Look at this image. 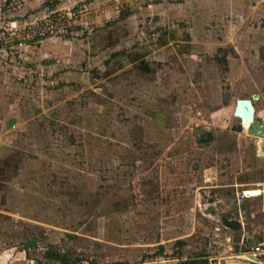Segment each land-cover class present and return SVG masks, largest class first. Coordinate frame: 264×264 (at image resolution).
<instances>
[{"label":"rangeland","instance_id":"374dc122","mask_svg":"<svg viewBox=\"0 0 264 264\" xmlns=\"http://www.w3.org/2000/svg\"><path fill=\"white\" fill-rule=\"evenodd\" d=\"M255 33L246 75L194 49L106 79L97 67L72 69L80 81L28 70L24 48L0 58V264H176L200 254L264 264V254L243 256L264 244V145L233 114L253 94L264 108ZM32 239L37 247L25 248Z\"/></svg>","mask_w":264,"mask_h":264},{"label":"crops","instance_id":"0c3cea01","mask_svg":"<svg viewBox=\"0 0 264 264\" xmlns=\"http://www.w3.org/2000/svg\"><path fill=\"white\" fill-rule=\"evenodd\" d=\"M75 4L99 12L88 28L74 32L76 36L48 38L25 47L18 64L23 62L34 72L36 64L40 74L61 70L72 81L81 80L72 69L97 67L106 79L135 65L150 71L165 57L176 59L184 50L194 49L199 61V53L204 52L216 64L224 61L228 74L239 66L246 75V42L256 31L264 44V0H0V15L8 22L21 21ZM254 18L262 20L258 29L251 25ZM201 34L205 36L200 38ZM200 48L206 50L197 51ZM254 106L260 117L264 108L255 101Z\"/></svg>","mask_w":264,"mask_h":264},{"label":"built area","instance_id":"2783aa9c","mask_svg":"<svg viewBox=\"0 0 264 264\" xmlns=\"http://www.w3.org/2000/svg\"><path fill=\"white\" fill-rule=\"evenodd\" d=\"M99 12L88 5L62 7L42 14H32L21 21H6L0 16V58L8 59L12 54L31 44L57 36L84 30ZM264 254V244L251 246L244 258L253 260Z\"/></svg>","mask_w":264,"mask_h":264},{"label":"water","instance_id":"95a60500","mask_svg":"<svg viewBox=\"0 0 264 264\" xmlns=\"http://www.w3.org/2000/svg\"><path fill=\"white\" fill-rule=\"evenodd\" d=\"M258 94H253L250 98H238L236 100V105L233 111V114L235 117L239 118L241 127L244 128L245 124L247 122H250L248 127V133L252 135L259 136L262 138V141L260 142L261 146L264 145V121L262 122H256L255 120V106H254V99L258 98ZM15 123V119L12 118L8 121V125L11 126ZM262 153V150L260 152ZM254 193H260V189H254L244 190L245 196H251ZM38 243L36 240H28L25 242V248H33L37 247ZM35 264H38V261L35 262Z\"/></svg>","mask_w":264,"mask_h":264},{"label":"trees","instance_id":"16d2710c","mask_svg":"<svg viewBox=\"0 0 264 264\" xmlns=\"http://www.w3.org/2000/svg\"><path fill=\"white\" fill-rule=\"evenodd\" d=\"M239 130L242 129L241 125L238 128ZM207 137H211V133H207ZM207 138V139H208ZM226 226L231 227L233 229H239L240 228V223L232 220L225 219L224 220ZM45 256L54 260H60V255L54 253L53 251L49 250L45 253ZM38 264H41V261L38 260ZM68 264H74V262H70ZM176 264H211L210 260L205 254H200L195 257H190L186 259H180Z\"/></svg>","mask_w":264,"mask_h":264},{"label":"flooded vegetation","instance_id":"af4514ba","mask_svg":"<svg viewBox=\"0 0 264 264\" xmlns=\"http://www.w3.org/2000/svg\"><path fill=\"white\" fill-rule=\"evenodd\" d=\"M14 119H15V118H14ZM10 120H11V119H10ZM8 121H9V120H8ZM15 122H16V119H15ZM7 125H8V122H7ZM11 126H12V125H11ZM6 161H7V160H6ZM1 167H2V166H0V169H1ZM3 189H4V190H7L6 188H3V186L0 185V191H2Z\"/></svg>","mask_w":264,"mask_h":264}]
</instances>
